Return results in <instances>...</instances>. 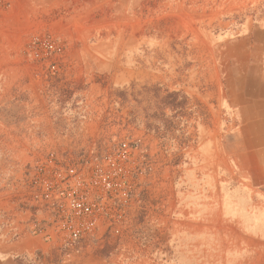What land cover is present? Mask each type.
Instances as JSON below:
<instances>
[{"label": "rangeland", "instance_id": "374dc122", "mask_svg": "<svg viewBox=\"0 0 264 264\" xmlns=\"http://www.w3.org/2000/svg\"><path fill=\"white\" fill-rule=\"evenodd\" d=\"M0 1L18 25L17 54L0 61L8 72L0 76V233L8 242L35 240L55 264H219L243 244L223 203L249 197L238 184L264 166L256 154L264 125L254 113L264 0ZM35 39L64 48L59 75L39 60ZM125 139H141L149 162L127 229L74 246L30 237L35 150L100 152ZM198 165L194 217L182 201ZM262 218L252 223L264 228Z\"/></svg>", "mask_w": 264, "mask_h": 264}, {"label": "built area", "instance_id": "2783aa9c", "mask_svg": "<svg viewBox=\"0 0 264 264\" xmlns=\"http://www.w3.org/2000/svg\"><path fill=\"white\" fill-rule=\"evenodd\" d=\"M51 76L64 48L34 40ZM28 170L27 234L47 243L74 246L121 235L138 211V189L148 169L141 139H125L107 151L37 149Z\"/></svg>", "mask_w": 264, "mask_h": 264}, {"label": "crops", "instance_id": "0c3cea01", "mask_svg": "<svg viewBox=\"0 0 264 264\" xmlns=\"http://www.w3.org/2000/svg\"><path fill=\"white\" fill-rule=\"evenodd\" d=\"M6 12L7 7L4 1H0V61L6 60L9 54H17L18 50V25H14L12 21L8 20ZM7 73V68L0 67V76H5ZM258 77L261 78L257 79L254 113L255 120L260 125H264V75L261 74ZM260 139L258 147L260 150L257 149L256 154L264 158V136L262 135ZM261 162L264 163V160ZM199 168V165L189 167L190 172L185 178V183L190 192L182 201V206L189 210L194 217L198 210L195 199L192 197V190L195 189L196 184L195 172ZM258 169L259 172H256L253 182L241 181L238 184L240 190L250 194L249 197L238 193V196L234 195L224 199V218L226 221L238 225L237 233L242 239L239 242L242 241L243 244L230 246V250L224 252L223 259L219 264H264L258 249L264 246V228L261 223H252L261 222L264 217V166H258ZM240 171L238 168V173H241ZM39 251L44 254L43 259L38 254ZM51 254L53 252L47 246L41 245L35 240L19 241L17 244L9 243L8 237L4 233H0V264H55ZM49 255L51 256L49 257ZM211 263L216 264L215 262ZM170 264H195V262H188L176 257Z\"/></svg>", "mask_w": 264, "mask_h": 264}]
</instances>
